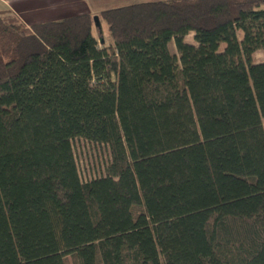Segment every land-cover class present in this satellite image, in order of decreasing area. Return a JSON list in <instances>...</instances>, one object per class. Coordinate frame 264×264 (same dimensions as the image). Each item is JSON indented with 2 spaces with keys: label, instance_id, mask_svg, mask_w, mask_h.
Wrapping results in <instances>:
<instances>
[{
  "label": "trees",
  "instance_id": "1",
  "mask_svg": "<svg viewBox=\"0 0 264 264\" xmlns=\"http://www.w3.org/2000/svg\"><path fill=\"white\" fill-rule=\"evenodd\" d=\"M97 16L0 9V264H264V0Z\"/></svg>",
  "mask_w": 264,
  "mask_h": 264
},
{
  "label": "rangeland",
  "instance_id": "2",
  "mask_svg": "<svg viewBox=\"0 0 264 264\" xmlns=\"http://www.w3.org/2000/svg\"><path fill=\"white\" fill-rule=\"evenodd\" d=\"M0 1V9L5 8ZM37 10H23L20 11L18 14L20 18L26 22L27 24H30L32 22H38V21H43V20H54L58 21L63 18L64 16L60 17H42L37 14ZM94 16V15H93ZM100 29L102 36L106 37L108 39V34L106 31V25L104 23L100 24ZM96 31V30H95ZM97 33V31L95 32ZM193 33L190 32L186 35L185 40L189 43H195L193 38H192ZM238 38H241L242 33L240 31L237 32ZM99 41V40H98ZM109 42V40H107ZM223 47V46H221ZM169 51L171 53L175 52V47L174 44L171 42L169 43ZM254 61L256 62H261L264 61V51L263 50H258L254 53L253 56ZM73 152H74V157H75V162L77 166V170L79 173V177L81 180H89L95 177H98L102 174L103 171V166L105 161L107 160V153L106 150L102 147H98L96 145H93L91 143H88L84 139H74L73 140ZM68 264H73L71 260L68 261Z\"/></svg>",
  "mask_w": 264,
  "mask_h": 264
},
{
  "label": "crops",
  "instance_id": "3",
  "mask_svg": "<svg viewBox=\"0 0 264 264\" xmlns=\"http://www.w3.org/2000/svg\"><path fill=\"white\" fill-rule=\"evenodd\" d=\"M1 3L19 16L23 10H37V14L42 17H68L79 14L98 15L102 10L130 5L145 1L158 0H0ZM3 8V9H5ZM20 18V16H19ZM21 19V18H20ZM22 20V19H21ZM23 21V20H22ZM53 21L43 20L30 24ZM24 22V21H23ZM27 24L26 22H24ZM98 34V32H97ZM103 42L107 43L106 37L102 36Z\"/></svg>",
  "mask_w": 264,
  "mask_h": 264
},
{
  "label": "water",
  "instance_id": "4",
  "mask_svg": "<svg viewBox=\"0 0 264 264\" xmlns=\"http://www.w3.org/2000/svg\"><path fill=\"white\" fill-rule=\"evenodd\" d=\"M93 20H94L95 26H96V28H97V32H98V34H99V38H98V40H99V42L101 43V42H103V38H102V35H101L102 33H101L100 26H99L98 16H97V15H94V16H93Z\"/></svg>",
  "mask_w": 264,
  "mask_h": 264
}]
</instances>
